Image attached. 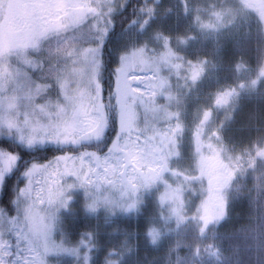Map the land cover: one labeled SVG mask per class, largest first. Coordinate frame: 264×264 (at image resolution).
<instances>
[{"label":"snow or ice","instance_id":"1","mask_svg":"<svg viewBox=\"0 0 264 264\" xmlns=\"http://www.w3.org/2000/svg\"><path fill=\"white\" fill-rule=\"evenodd\" d=\"M162 3L163 0H140L126 28L128 32L135 30V40L118 53L114 62L105 61L104 53L114 27V15L124 10L127 0H87L78 4L82 11L71 33L65 31L63 39H56L54 61H42L36 68L41 73L38 81L29 78L21 84L27 95L5 101L2 99L5 93L0 91V139L14 141L29 151L42 149L50 153V158L33 160L20 173L24 183L14 185L11 205L0 204V264H63L60 258L65 256L72 257L71 264H93V250L98 248L95 231H85L77 240L63 234L53 236L59 229L60 216L76 195H82L88 213L105 208L113 215L131 214L140 211L143 193L151 192L157 184L166 185V169L159 159L143 167H137L135 162L127 164L116 172L93 163L94 156L105 153L108 158L119 160L120 153L109 151L111 140L106 137L110 132L115 134L112 139L125 135L121 126L122 105L131 101L128 93L135 87L128 82L133 75L128 71L130 68L143 65L150 72L154 69L170 72L177 84L183 82L186 86L198 83L205 72L206 57L189 59L173 47V39L179 47L186 46L194 37L174 38L154 29ZM180 5L184 16L201 31L215 29L212 15L220 20L218 14H209L205 22L202 16L205 10L190 0H180ZM170 12L171 7L166 9V13ZM153 42L156 47L151 46ZM242 70L245 69L237 68L238 72ZM105 72L111 81L107 92ZM261 82L264 65L250 84L255 88ZM245 87V82L240 81L235 87L218 90L214 106H229L239 94L237 89ZM211 117L212 111L205 109L202 124L206 125ZM176 129L182 132L181 125L177 124ZM215 135L218 137V133ZM156 139L159 141V137ZM136 143L142 142L138 139ZM100 144L104 147L99 148ZM147 144L152 145L153 141L148 140ZM159 148L161 151L152 153L153 157L163 155L162 142ZM145 152L151 149L145 146ZM255 157L257 161L264 160V149L256 151ZM20 159L19 152L0 147V192L6 179L17 170ZM156 204V214L144 225V235L153 243L161 235L157 221L167 224L175 220L180 225L190 219L183 206H174L166 192L157 196ZM226 212V203L223 208L202 205L196 215L201 233L210 223L223 219ZM126 255L121 247H113L104 257V264H124Z\"/></svg>","mask_w":264,"mask_h":264},{"label":"rangeland","instance_id":"2","mask_svg":"<svg viewBox=\"0 0 264 264\" xmlns=\"http://www.w3.org/2000/svg\"><path fill=\"white\" fill-rule=\"evenodd\" d=\"M190 2L205 10L202 12L205 22L208 21L209 14H218L220 20L217 21L215 15L211 16V20L216 26L214 30L201 31L198 26L192 24V30L195 31V34L191 36H195V38L190 39L186 46L177 47L175 39H173V47L177 48V51L185 57L186 50L195 41L225 42L248 32L253 25L261 24L259 13L253 10L245 0H190ZM80 3H87V0H46L45 3L39 4L38 11L32 14H42L46 11L49 19L54 18L61 22L72 20L71 23L61 25L59 38L63 39L65 31L71 33L74 21L81 14L82 10L77 7ZM2 33L3 30L0 35ZM6 45H8L7 42L0 39V91L5 93L3 100L15 101L18 95H27V90L21 89V84L29 78L34 80L29 71L38 72L36 68L44 60L39 63L34 59L23 58L24 54H20L19 59H14L15 64L10 65L9 60L1 59L6 56ZM151 46L156 47L157 45L153 42ZM17 61L18 63H16ZM262 65H264V61ZM240 68L245 69L243 70L244 80H247L251 75L253 79L259 70L250 69L245 64ZM128 71L133 73L128 77V82L135 84V87L128 93L132 97L131 101L123 104V106L131 112V123L123 129L125 135L116 139L111 149V152L120 153L119 160L117 162L110 159L107 154L104 157L94 156L93 163L100 168L107 166L112 172H116L123 169L124 165L127 164L135 162L137 167H143L152 165L155 160L159 159L163 161L166 169L164 173L166 185L157 184L151 192L143 193L144 203L140 211L131 214L118 213L113 215L110 210L105 208L99 209L95 214L88 213L83 207L82 195L78 194L69 209L60 216L59 229L53 234L54 238H58L61 234L68 236L64 231V224L72 210L79 209L94 217L105 215L109 219L116 217L138 218L151 206H157V196L164 192L171 197L174 206L176 204L183 206L184 213L190 219L187 223L180 225H177L175 220H170L167 224L158 221L157 226L161 233L159 239H174L184 225L195 226L200 231L201 224L196 218L200 207L208 204L223 208L226 203V215L223 219L210 223L206 228L207 230L212 225L220 224L226 219L232 210L239 182L247 179L248 176H253V174L264 177V160L257 161L255 157L256 151L264 149V143L255 144L246 149L241 148L235 145L226 133L233 122L237 109L242 106L246 99L255 95L257 86L247 90L242 89L243 91L236 98H232L229 106L216 108L210 121L205 125L206 130L203 131L201 125L197 127L191 142L186 134L190 130V126L186 122V109L190 105L185 103L191 98L188 94L193 89L200 87L214 72L211 62H207L205 65V72L200 81L195 85L187 86L183 82L177 84L175 76L170 72L166 73L155 69L150 72L143 65L135 66ZM203 111H199L197 118L200 117L201 119ZM177 124L182 126L181 133L177 132ZM133 127L138 131L137 133L133 131ZM215 133H218V137ZM157 137H159V141H157ZM138 139L142 143L137 144ZM148 140H152L153 144H147ZM161 142L164 144L163 155L153 157L152 153L161 151L159 148ZM145 146L151 149V152L146 153ZM215 165H223L225 169L221 171ZM217 174L221 175L217 176ZM131 248L126 251L125 258L132 255L134 249ZM94 257L95 251L93 250V264ZM208 257H212V254H209ZM51 259L56 260L57 257H51ZM60 259L63 264H71L72 257L65 256Z\"/></svg>","mask_w":264,"mask_h":264},{"label":"trees","instance_id":"3","mask_svg":"<svg viewBox=\"0 0 264 264\" xmlns=\"http://www.w3.org/2000/svg\"><path fill=\"white\" fill-rule=\"evenodd\" d=\"M139 3L140 0H127L124 10L114 15V27L109 34L104 53L105 61L114 62L118 53L135 40L133 31L128 32L126 28ZM169 7L172 8V12L166 13ZM33 10L36 9L24 7L17 17L30 20L39 19L41 23L25 22L22 26L24 32L23 34L22 31L17 33L12 49L14 52L23 50L19 47L20 45L36 47L33 50L30 48L32 55L30 59L39 63L41 60L53 62L57 52L56 39L59 38L56 37L55 41L53 40V31L55 30V35H60L61 25L71 23L72 20L63 22L51 20L46 12L34 16L32 13L36 11ZM158 10L155 30H162L174 37L188 33L190 19L182 13L180 0H163ZM7 17H11L10 12ZM30 25L38 26L30 27ZM253 26L248 32L227 44L217 45L214 42L202 41L185 52L186 56L193 60L206 57L214 68L212 77L201 85L202 93L199 90V93L203 95V101L188 103L190 107L187 106L186 109L187 122L190 125L187 135L191 142L195 133L193 129L199 119L197 118L199 111L208 108L209 92H213L218 87L237 85L242 75V71L238 72L237 68L243 64L255 69H259L262 65L264 29L260 23ZM22 27L15 25L16 30ZM25 27L30 28V31L25 30ZM2 30L0 39L7 42L6 50L9 52L11 46L9 35L14 29H10L7 23H4L0 26V32ZM48 34H50L49 37ZM35 73L29 71L34 80L37 75L36 80L38 81L41 73ZM103 79L106 81L104 89L107 92L108 85L111 84L107 72L104 73ZM122 109L121 126L124 129L131 123V112L123 105ZM226 133L235 145L243 148L264 142V82L257 86L255 95L237 109ZM114 135L110 132L106 137V140H111L109 151L116 142V139H112ZM0 147L19 152L21 156L17 170L6 179L3 191L0 192V204L10 206L15 195L14 185L24 183L20 173L33 160L43 161L50 158V153L42 149L29 151L7 139H0ZM98 147L103 148L104 145L100 144ZM107 154L105 153L104 156ZM215 167L221 168L220 165H215ZM261 178L264 177L253 174L239 183L236 199L226 219L220 224L212 225L203 233L195 226L184 225L174 239H158L156 243H153L144 235V225L149 217L156 214L157 206H151L138 218L109 219L105 215L94 217L79 209L72 210L65 220L64 231L71 240L79 239L80 234L85 231H95L98 234V248L94 249V264H104V257L113 247H121L125 251L133 247L132 255L124 258V264H177L178 256L180 264H264V179ZM209 254H212V257H208Z\"/></svg>","mask_w":264,"mask_h":264},{"label":"flooded vegetation","instance_id":"4","mask_svg":"<svg viewBox=\"0 0 264 264\" xmlns=\"http://www.w3.org/2000/svg\"><path fill=\"white\" fill-rule=\"evenodd\" d=\"M45 1L46 0H0V6L1 7H6L9 10V12L11 13V17H9V18L7 17L8 13H9L8 12L6 14V17L4 19L2 18V20H0V23H2V24L7 23V25L10 27V29H14V30L10 31V35H9L10 45L11 46H10V51L8 52V55L9 54L12 55L14 53V50L12 49V43L15 42L14 39L17 37V33H21V31H22V34H23L24 27H22V26L24 25L25 22L26 23H35V24H39V22L41 23V21L39 19L38 20H36V19L34 20L32 18L30 20V19H27V18L24 19V18H21V17H17V16H19V13H20L19 11L20 10H24V7L34 8V9L37 8V11H38V8L40 7L39 4H43V3H45ZM253 3H254V0H248L247 1V4H249V6L253 10L259 12V10L256 8V6ZM12 15H13V18H12ZM260 15H261V17H262V19L264 21V9H263L262 12H260ZM15 25H17V26L21 25L22 29L20 28V29L16 30ZM32 26H38V25H30V27H32ZM25 28H26L25 30L30 31V28H28V27H25ZM53 33H54L53 40L55 41V39L57 37L55 35V30L53 31ZM194 38H195V36H194ZM37 45H40V44L37 43ZM19 47L25 49L26 51H28L30 48L31 49H35L36 48V47H29V46L24 47L23 45H20ZM16 52H19V50L16 51ZM251 77H252V75H251ZM251 77H248L249 80L247 78V82L244 81L245 84H246V87L243 88V89H245V90L249 89V84H250V81L252 80ZM241 81H243V80L241 79ZM237 85H235V86H237ZM235 86H229V87H235ZM220 89H227V88L226 87H220V88L215 89L214 92H209V94H208L209 95L208 108L212 111V114H213L214 111H216V107L213 104V99H214V96L217 93V91L220 90ZM237 91H238V93H241V91H243V90L238 88ZM201 93L194 94L193 92H190L188 95L191 98H190V100L188 102H192L195 99H197L199 101H203V98H202L203 95ZM236 97L237 96H234V98H236ZM201 125H204V124H202V122H201ZM203 131H204V128H203ZM219 189H217V190L219 191Z\"/></svg>","mask_w":264,"mask_h":264},{"label":"water","instance_id":"5","mask_svg":"<svg viewBox=\"0 0 264 264\" xmlns=\"http://www.w3.org/2000/svg\"><path fill=\"white\" fill-rule=\"evenodd\" d=\"M254 4L259 7L261 3L259 0H254Z\"/></svg>","mask_w":264,"mask_h":264}]
</instances>
